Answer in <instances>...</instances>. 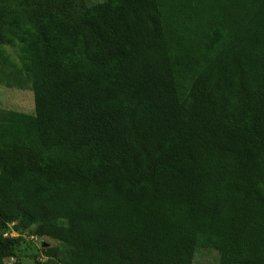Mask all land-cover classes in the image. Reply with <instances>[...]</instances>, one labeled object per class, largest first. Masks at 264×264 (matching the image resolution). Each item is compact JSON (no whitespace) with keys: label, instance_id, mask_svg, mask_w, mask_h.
<instances>
[{"label":"trees","instance_id":"16d2710c","mask_svg":"<svg viewBox=\"0 0 264 264\" xmlns=\"http://www.w3.org/2000/svg\"><path fill=\"white\" fill-rule=\"evenodd\" d=\"M15 41L0 264L14 222L38 264H264V0H0Z\"/></svg>","mask_w":264,"mask_h":264},{"label":"rangeland","instance_id":"374dc122","mask_svg":"<svg viewBox=\"0 0 264 264\" xmlns=\"http://www.w3.org/2000/svg\"><path fill=\"white\" fill-rule=\"evenodd\" d=\"M87 4L103 0H83ZM78 5V1H76ZM23 61L20 57V42L3 43L0 46V109L13 110L28 114L34 113V100L30 83L23 81L18 84L16 71L21 69ZM22 71V70H21ZM25 72L22 71L21 79ZM18 238L16 256L5 258L4 264H38L43 260L42 249L57 244V241L44 236L31 234L29 229H21L16 222L9 224ZM14 235V234H13ZM218 254L213 249L198 248L195 252V264H216Z\"/></svg>","mask_w":264,"mask_h":264},{"label":"built area","instance_id":"2783aa9c","mask_svg":"<svg viewBox=\"0 0 264 264\" xmlns=\"http://www.w3.org/2000/svg\"><path fill=\"white\" fill-rule=\"evenodd\" d=\"M3 235L4 236H16V233L11 229L9 231H6Z\"/></svg>","mask_w":264,"mask_h":264}]
</instances>
